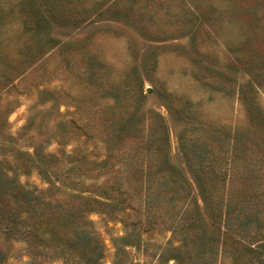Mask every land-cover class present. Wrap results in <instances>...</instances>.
Segmentation results:
<instances>
[{
  "label": "rangeland",
  "instance_id": "obj_1",
  "mask_svg": "<svg viewBox=\"0 0 264 264\" xmlns=\"http://www.w3.org/2000/svg\"><path fill=\"white\" fill-rule=\"evenodd\" d=\"M49 1L65 20L43 0H0V173L64 206L79 191L102 199L100 185L109 187L118 168L133 181L135 167L117 163L83 178L77 191L32 166L25 153L37 144L63 171L74 148L97 164L107 155L99 122L112 123L115 137L131 121L154 140V154L134 158L142 187L128 192V207L85 214L97 248L61 254L0 233V264H236L198 190L177 198L167 171L188 172L182 152L225 162L232 136L264 134L249 112L264 117V0ZM36 8L48 21L45 38L56 42L42 53L30 16ZM59 121L69 128L64 142ZM225 190L212 192L218 206Z\"/></svg>",
  "mask_w": 264,
  "mask_h": 264
},
{
  "label": "trees",
  "instance_id": "obj_2",
  "mask_svg": "<svg viewBox=\"0 0 264 264\" xmlns=\"http://www.w3.org/2000/svg\"><path fill=\"white\" fill-rule=\"evenodd\" d=\"M43 5L55 20H65L49 0H43ZM30 16L36 37V51L42 53L47 45L56 42L45 38L48 21L37 8ZM249 112L252 121L264 131V117L251 109ZM41 121L38 126H46ZM34 124L35 116H32L26 126ZM99 124L103 126L107 155L97 164L77 155L74 148L72 152L64 153V158L75 157V160L63 171L59 158L41 152L42 143L37 144L31 153H25V156L42 176L59 180L66 187L77 191L86 176L96 177L109 172L117 163L124 164L123 161H127L126 165H134L133 181L118 168L119 175L114 176L109 187L100 185L102 199L93 194L83 195L79 191L72 194V201L62 206L53 200L44 199L36 189L24 188L15 176L0 173V233L4 237L25 239L34 244L33 248H58L61 254H65L68 248H97L91 231L83 226L85 214L100 209L115 213L128 207V192L139 191L142 187V164L138 165L134 158L144 149L154 154V140L143 139L134 122L126 121L117 130L121 136L115 137H112V123ZM56 125L63 127L64 142L69 128L60 121ZM229 143L225 162L215 156H206L202 151H192V154L182 152L190 169L185 173L176 167H169L167 174L171 181L170 189L179 199H187L190 196L188 190H198V196L212 222L218 223L219 220L221 246L233 244L229 250L236 264H264V134L253 139L232 136ZM220 185H224L226 190L223 202L218 206L212 192ZM48 191L51 192L52 188H48ZM192 226L194 221L188 225ZM229 238L231 241H227ZM3 259L0 250V263Z\"/></svg>",
  "mask_w": 264,
  "mask_h": 264
}]
</instances>
